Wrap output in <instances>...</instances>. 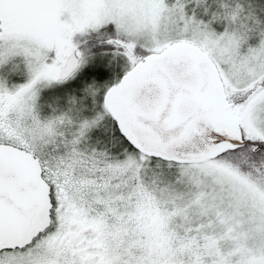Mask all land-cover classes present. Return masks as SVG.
Wrapping results in <instances>:
<instances>
[{
    "label": "snow or ice",
    "instance_id": "obj_1",
    "mask_svg": "<svg viewBox=\"0 0 264 264\" xmlns=\"http://www.w3.org/2000/svg\"><path fill=\"white\" fill-rule=\"evenodd\" d=\"M0 264H264V0H0Z\"/></svg>",
    "mask_w": 264,
    "mask_h": 264
}]
</instances>
